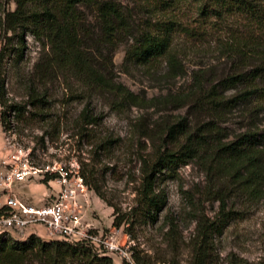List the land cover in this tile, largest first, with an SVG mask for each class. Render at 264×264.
<instances>
[{
	"label": "rangeland",
	"instance_id": "rangeland-1",
	"mask_svg": "<svg viewBox=\"0 0 264 264\" xmlns=\"http://www.w3.org/2000/svg\"><path fill=\"white\" fill-rule=\"evenodd\" d=\"M114 1L128 25L114 46L105 42L97 12L82 9L81 54L110 84L99 86L72 71L70 62L57 55L44 36L24 33L21 38L20 33L8 32L7 16L16 4L0 0V73L6 99L12 105H26L31 90L46 96V104L29 107L25 117L13 120L10 131L2 125L0 105V182L1 175L26 154L42 175L19 184L18 192L32 204L40 196L39 204H44L60 192L52 181L60 185L62 173H68L63 186L69 193L67 202L93 235L118 246L110 255L104 246L97 252L92 249L111 257L114 264H135V253L143 264H190L201 222L214 226L218 264L232 259L263 261L264 105L253 100L216 108L207 98L238 66L250 71L261 63L256 57L240 65L232 47L236 39L254 37L255 27L242 17H205L197 0ZM168 21L176 28L172 49L179 56L178 68L172 69L164 58L150 65L127 60L135 38ZM238 91H223L220 96L229 101ZM88 117H96V125H87ZM172 128L181 130L177 140L171 137ZM201 129L213 133L206 155L241 135L255 137L243 155L198 157L175 168L173 178H165L160 186L168 201L155 224L115 228V209L90 187L77 184L83 169L112 205L130 214L137 206L144 161H155L166 149L177 150L185 134ZM42 184L47 191L33 193ZM4 203L0 188V208Z\"/></svg>",
	"mask_w": 264,
	"mask_h": 264
},
{
	"label": "trees",
	"instance_id": "trees-1",
	"mask_svg": "<svg viewBox=\"0 0 264 264\" xmlns=\"http://www.w3.org/2000/svg\"><path fill=\"white\" fill-rule=\"evenodd\" d=\"M156 3L170 2L179 4L182 0H152ZM201 5V13L208 18L226 20L242 17L255 27L254 37L236 39L234 54L240 56L239 64L260 57L261 63L250 71L240 66L234 74L222 80L208 95V102L216 108H233L238 102L258 101L264 105V0H197ZM16 8L7 16L8 32L35 35L49 42L54 52L69 61L72 71L92 84L109 86L104 75L92 68L82 56L83 50L81 23L83 8H91L98 14L102 24L103 37L106 43L114 46L118 34L128 31L126 17L114 0H15ZM163 4V3H161ZM176 28L174 22H160L152 30L148 29L135 38L129 49L127 60L133 64L150 65L159 59H166L172 69L179 67V56L172 49ZM56 63L60 64L58 59ZM241 88V89H239ZM240 90L237 95L227 101L223 91ZM31 101L24 104H9L6 99V82L0 73V105L3 110L2 125L6 131L13 128L12 121H20L25 117L29 107L46 104V96L31 90ZM131 94V93H128ZM97 118L88 117L87 125H96ZM182 129V128H181ZM174 139L180 135V129H171ZM212 129H201L197 133L185 134L179 142L177 150L162 151L155 161H144L143 176L138 190L137 206L132 213H124L112 205L100 189L93 185L90 175L82 169L81 176L85 184L115 209L114 227L120 228L130 223L155 224L159 214L167 205L166 191L161 189L165 178H173L175 168L180 164L188 165L198 157H233L243 155L250 150V141L255 134L247 133L239 136L231 143L218 144L212 155H206L208 145L212 142ZM103 148V146H101ZM214 155V156H213ZM252 156L248 157L252 164ZM2 210L0 209V213ZM132 216V217H131ZM137 217V218H136ZM136 218L137 220L133 221ZM199 235L193 240L192 260L190 264H218V255L214 250V226L199 224ZM127 233L131 229L127 227ZM93 247L85 242L72 244L64 240L46 241L38 235H31L26 240L14 239L7 234H0V264H114L111 257H101ZM135 264H143L140 257L133 255ZM130 264V263H125ZM228 264H264V260L253 263L247 260L232 259Z\"/></svg>",
	"mask_w": 264,
	"mask_h": 264
},
{
	"label": "built area",
	"instance_id": "built-area-1",
	"mask_svg": "<svg viewBox=\"0 0 264 264\" xmlns=\"http://www.w3.org/2000/svg\"><path fill=\"white\" fill-rule=\"evenodd\" d=\"M19 160L20 164L10 167L6 175H1L0 188L5 196V203L0 208L2 210L0 234L10 235L14 239H26L30 237L28 233L33 232L37 235L34 230L42 227L46 230L47 235L42 237L46 241L64 240L72 244L92 243V247L97 248L96 252L104 246L106 249L104 253H108L106 255L118 251L117 245L103 242L99 234L93 235L89 226L81 223V214L76 208L72 209V204L67 202L69 193L64 192L63 186L68 181V173H62L59 180L60 192L57 197H51L52 200L44 204L27 202L18 192L17 186L35 179L36 176H41L42 173L37 166L31 163L26 154H23ZM77 184L82 189L85 188L83 177L79 178Z\"/></svg>",
	"mask_w": 264,
	"mask_h": 264
},
{
	"label": "crops",
	"instance_id": "crops-1",
	"mask_svg": "<svg viewBox=\"0 0 264 264\" xmlns=\"http://www.w3.org/2000/svg\"><path fill=\"white\" fill-rule=\"evenodd\" d=\"M47 190L45 189V188H43V187H37V189L33 192V193H35V192H37V193H44V192H46ZM33 201H34V203H37L38 202V204L40 203V202H42L41 201V197L40 196H37L36 198L34 197L33 198ZM35 233H37V235H39V236H41V237H45L47 234H46V230L44 229V228H42V227H37L35 230ZM34 233L33 232H30V233H28L27 235L28 236H31V235H33Z\"/></svg>",
	"mask_w": 264,
	"mask_h": 264
},
{
	"label": "bare ground",
	"instance_id": "bare-ground-1",
	"mask_svg": "<svg viewBox=\"0 0 264 264\" xmlns=\"http://www.w3.org/2000/svg\"><path fill=\"white\" fill-rule=\"evenodd\" d=\"M51 185L56 189H60V185L57 182L52 181ZM41 186L44 187L43 184Z\"/></svg>",
	"mask_w": 264,
	"mask_h": 264
}]
</instances>
